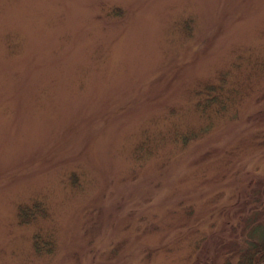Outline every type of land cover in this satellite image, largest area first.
<instances>
[{
  "label": "rangeland",
  "instance_id": "rangeland-1",
  "mask_svg": "<svg viewBox=\"0 0 264 264\" xmlns=\"http://www.w3.org/2000/svg\"><path fill=\"white\" fill-rule=\"evenodd\" d=\"M263 62L264 0H0V264H223L254 248ZM221 73L241 93L209 119L195 92ZM37 200L48 215L20 224ZM37 232L52 253L34 252Z\"/></svg>",
  "mask_w": 264,
  "mask_h": 264
},
{
  "label": "trees",
  "instance_id": "trees-1",
  "mask_svg": "<svg viewBox=\"0 0 264 264\" xmlns=\"http://www.w3.org/2000/svg\"><path fill=\"white\" fill-rule=\"evenodd\" d=\"M118 10V14H121V10ZM226 77V73H221L218 82H207L195 92V95L198 98L196 104L197 108L205 116H208L209 119L216 116L218 117L219 114H224L227 109L229 110L231 108L230 111L233 110L234 107L232 106L235 103H238L236 98L241 91L236 88L237 85L229 86ZM208 112H214V114L208 115ZM194 136H197L195 132L187 133L180 139L181 144H187L190 139L194 138ZM163 138L164 137H162L161 140ZM152 141V137L146 135L143 141L137 146L136 155L141 156L142 153H146L148 156L152 155L149 152ZM18 209V221L22 225L31 224L37 221L39 217H46L48 215L47 208L41 201L38 200L34 201L32 204H20ZM33 237V249L37 255L46 254L47 252L52 253L54 243L50 241L51 237L43 235L40 232L35 233ZM223 264H264V238L249 251L243 250L239 256H237L235 261L227 257Z\"/></svg>",
  "mask_w": 264,
  "mask_h": 264
}]
</instances>
